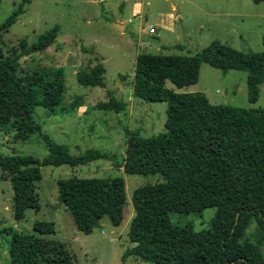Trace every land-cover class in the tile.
<instances>
[{
  "label": "trees",
  "instance_id": "obj_1",
  "mask_svg": "<svg viewBox=\"0 0 264 264\" xmlns=\"http://www.w3.org/2000/svg\"><path fill=\"white\" fill-rule=\"evenodd\" d=\"M23 13L21 6L0 24V130L27 141L42 133L35 109L43 107L53 115L61 107L66 71L59 67L47 79L42 73L23 70L20 62L56 44L59 27L40 35L31 46L23 39L8 53L4 50V34ZM204 63L225 72H248L249 102L260 99L264 50L246 53L216 41L194 56L137 57L134 96L145 102H166L168 108L166 131L150 138L129 133L125 160L118 165L129 175L163 178L133 194L135 215L129 239L135 247L124 259L132 256L147 264H264V108L213 105L204 93H176L166 87L168 81L179 89L197 84ZM106 73L104 64L98 63L78 73L77 81L85 87L106 88ZM100 107L119 113L126 104L111 98ZM45 144L48 154L43 159L0 156V170L14 192L15 221L24 220L29 209L41 210L37 192L43 179L41 167L76 168L111 159L96 149L73 154L68 146L48 137ZM58 192L60 204L85 235L100 228L104 218L114 227L124 221L128 202L121 177L60 179ZM210 208L216 209L210 228L182 239L173 217L199 215ZM54 233L55 224L47 221L36 222L30 234L11 227L0 230L10 236V264H75L64 243L37 235Z\"/></svg>",
  "mask_w": 264,
  "mask_h": 264
},
{
  "label": "rangeland",
  "instance_id": "obj_2",
  "mask_svg": "<svg viewBox=\"0 0 264 264\" xmlns=\"http://www.w3.org/2000/svg\"><path fill=\"white\" fill-rule=\"evenodd\" d=\"M25 1H0V24L21 6L24 10L4 34V50L8 53L23 39L31 46L40 35L59 27L56 44L44 53L25 56L20 62L23 70L42 73L47 79H52L55 70L63 67L66 71V93L55 114L49 115L43 107L35 109L34 117L42 127V133L22 141L17 140L14 134L7 135L0 130V156L32 155L43 159L48 154L45 144V137H48L55 143L68 146L73 154L96 149L108 153L111 159L76 168L41 167L43 179L37 184L41 210H27L22 221L14 219L12 185L0 170V230L11 227L20 233L30 234L34 233L36 222H53L54 234L37 235L64 243L75 264H147L132 256L124 259L125 254L135 247L129 239L135 215L132 198L137 188L161 183L163 178L159 175H129L118 165L125 160L129 133L150 138L166 131L168 105L166 102H145L134 96L137 56H194L216 41L241 52H262L264 2L128 0L124 4L125 0ZM133 1L144 4V17L148 18L145 34L135 33L131 25H127L123 33L114 27L118 18L126 21L131 16L128 4ZM147 1L151 2L150 6L146 5ZM179 13L182 20L175 21L173 33L158 25L162 15ZM151 26L156 27V34L150 33ZM98 63H103L107 69L106 88L79 85L77 74L88 72ZM247 79L246 71L225 72L204 63L197 84L179 89L168 81L166 87L176 93H204L213 105L263 109L264 86L260 87L259 101L251 104ZM111 98L125 103L126 109L115 113L100 107ZM69 177L123 178L128 205L122 225L114 227L108 218H104L101 227L92 234L85 235L79 231L71 212L59 201L58 181ZM215 214L216 209L210 208L199 215H175L173 219L179 236L184 239L209 229ZM9 241V235L0 234V264H10Z\"/></svg>",
  "mask_w": 264,
  "mask_h": 264
},
{
  "label": "crops",
  "instance_id": "obj_3",
  "mask_svg": "<svg viewBox=\"0 0 264 264\" xmlns=\"http://www.w3.org/2000/svg\"><path fill=\"white\" fill-rule=\"evenodd\" d=\"M99 2H102L103 0H98ZM127 1L128 0H125L124 1V4H126L127 3ZM129 2V1H128ZM146 5L147 6H150L151 5V2L150 1H147V3H146ZM123 6V5H122ZM125 7V6H124ZM128 7H131V9H129L128 10V12L129 13H131V16L125 21V20H123V19H117L116 21H115V23L114 24H120V25H122L123 27H124V31H125V29H126V27H127V25L129 26V25H131V29L135 32V33H137V34H145V32L147 31V27H146V24L145 23H147V20H148V18L147 17H144V14H145V12H144V4H143V2L142 1H140V2H132V3H129L128 4ZM173 10H174V12H176V8L174 7L173 8ZM136 19H138L139 20V24L138 25H136ZM182 20V16H181V14L179 13V14H177V15H175L174 16V14H169V15H167V16H165V15H162L161 16V18H160V21H158V25L161 27V28H163V29H165V30H168L169 32H172L173 33V30H174V23H175V21H177V20ZM115 27V26H114ZM116 28V27H115ZM151 28H153L154 30H155V32L154 33H151V31H150V33L151 34H156V27H154V26H151L150 27V29ZM117 29V28H116ZM149 29V30H150ZM119 30V29H118ZM124 31H121L122 33L124 32ZM139 38H140V36H138ZM264 37V36H263ZM160 50H162L161 48H160ZM139 56V55H138ZM137 56V57H138Z\"/></svg>",
  "mask_w": 264,
  "mask_h": 264
},
{
  "label": "water",
  "instance_id": "obj_4",
  "mask_svg": "<svg viewBox=\"0 0 264 264\" xmlns=\"http://www.w3.org/2000/svg\"><path fill=\"white\" fill-rule=\"evenodd\" d=\"M114 26L119 29L120 31H124V27L120 24H114Z\"/></svg>",
  "mask_w": 264,
  "mask_h": 264
},
{
  "label": "built area",
  "instance_id": "obj_5",
  "mask_svg": "<svg viewBox=\"0 0 264 264\" xmlns=\"http://www.w3.org/2000/svg\"><path fill=\"white\" fill-rule=\"evenodd\" d=\"M150 31H151V33H154L155 32V30L153 28H151Z\"/></svg>",
  "mask_w": 264,
  "mask_h": 264
}]
</instances>
